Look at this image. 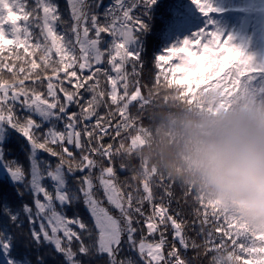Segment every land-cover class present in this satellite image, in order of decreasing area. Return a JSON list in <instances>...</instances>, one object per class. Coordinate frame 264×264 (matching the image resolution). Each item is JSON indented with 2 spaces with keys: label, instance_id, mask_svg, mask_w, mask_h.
Listing matches in <instances>:
<instances>
[{
  "label": "snow or ice",
  "instance_id": "6c2138e0",
  "mask_svg": "<svg viewBox=\"0 0 264 264\" xmlns=\"http://www.w3.org/2000/svg\"><path fill=\"white\" fill-rule=\"evenodd\" d=\"M191 4L205 16L214 11L208 0ZM190 7L188 0H0V170L11 189L0 192L3 264H48L52 256L74 264L93 251L108 264H137L121 256L125 247L139 264H186L187 221L171 209L173 187L125 175L124 148L142 141L137 118L159 88L175 87L192 102L197 90L227 96L245 76L264 75V65L231 37L202 28ZM150 39L158 42L154 67L168 74L162 82L158 71L144 95ZM15 135L23 162L10 149ZM78 203L89 218L67 215ZM192 216L194 226H215V243L236 242L232 226L203 205ZM239 247L251 264H264V244L244 236Z\"/></svg>",
  "mask_w": 264,
  "mask_h": 264
},
{
  "label": "trees",
  "instance_id": "16d2710c",
  "mask_svg": "<svg viewBox=\"0 0 264 264\" xmlns=\"http://www.w3.org/2000/svg\"><path fill=\"white\" fill-rule=\"evenodd\" d=\"M58 3L63 6L64 0H57ZM188 4L191 5L189 11L192 15L199 14L200 10L196 5L191 4V0H188ZM158 42L155 39H150L148 48L145 55V65L140 77L141 84L144 85L142 94L148 95V89L153 87L155 83L156 73L159 71L161 81L164 82V76L168 73L165 70H158L154 67L153 57L158 52ZM174 60L169 61V64H175ZM168 65H164V69H167ZM239 78V77H238ZM252 77L245 76L240 84L230 93V99L228 95L225 96L218 90H213L201 93L199 90L194 94L196 97L189 102L185 97H182L176 93L177 89L161 87L157 91H154L150 96V103H148L145 109L140 113L137 118L138 123L142 124L144 131L141 133L142 141H137L135 147L126 146L124 151L127 155L124 157L125 163L129 166L131 174L135 167H140L144 172V179H150L153 181H165L170 182L175 192V198L171 204L173 211H179L181 216L187 221L185 233L188 238V249L186 251V264H251V260L244 258V254L239 247V239L247 236L254 239L258 244H264V225H258L252 223L238 208L227 207L222 201L217 199H209L204 193L197 190L195 186L187 185L179 180H175L169 177L167 174H162L157 169L152 168L146 161H141L137 153L142 151L151 141L153 137L157 135V132L161 129H166L167 134L173 135L178 128L184 125V121L187 119L188 111L203 112V111H219L226 109L236 104L244 110H250L254 104L250 103L248 95L250 90L248 85ZM193 95V94H190ZM105 110L101 109L103 113ZM136 109H132L135 115ZM23 138L15 135L11 138V152L19 158L21 162L25 159ZM123 180L124 177L121 176ZM0 192L4 194H11V189L6 182V175L3 173L0 176ZM14 199V198H13ZM200 205H203L205 210L210 216H215L225 220L232 226L231 230L234 234V240H225L219 244L215 243V240L219 239L215 236V226L211 223L204 225L199 223L194 226L192 224L193 216L192 212L195 211ZM68 216H72L74 213H79L81 217L87 219L88 213L82 203H78L73 208L66 210ZM171 230L167 233L169 241H171ZM210 233L212 234L210 236ZM239 233V236L235 234ZM217 236L220 234L217 233ZM84 241L91 248L93 242L89 238L88 234H84ZM23 244L18 248V252H24ZM133 255L130 254L127 247L121 251V256ZM59 259L56 256H52L48 259V264H58ZM0 264L3 261L0 260ZM65 264H73L71 260H65ZM74 264H108L107 257L93 251L88 257H80L78 254L75 257Z\"/></svg>",
  "mask_w": 264,
  "mask_h": 264
},
{
  "label": "clouds",
  "instance_id": "9594fccd",
  "mask_svg": "<svg viewBox=\"0 0 264 264\" xmlns=\"http://www.w3.org/2000/svg\"><path fill=\"white\" fill-rule=\"evenodd\" d=\"M137 156L264 225V111L236 104L219 111H188L175 134L159 130ZM130 177L145 178L140 167Z\"/></svg>",
  "mask_w": 264,
  "mask_h": 264
},
{
  "label": "rangeland",
  "instance_id": "374dc122",
  "mask_svg": "<svg viewBox=\"0 0 264 264\" xmlns=\"http://www.w3.org/2000/svg\"><path fill=\"white\" fill-rule=\"evenodd\" d=\"M208 3L214 11L207 16L201 11L194 15L200 26L216 31L224 38L231 37L235 46L253 57V63L264 65V0H208ZM248 89V98L254 104L250 110L264 111V91H261L264 75H258L255 80L252 77ZM2 174L0 170V176Z\"/></svg>",
  "mask_w": 264,
  "mask_h": 264
}]
</instances>
